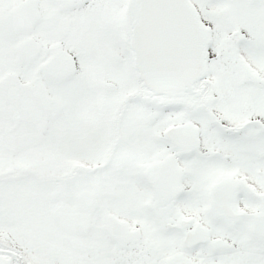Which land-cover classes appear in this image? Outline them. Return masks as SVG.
Returning <instances> with one entry per match:
<instances>
[{"label": "snow or ice", "instance_id": "snow-or-ice-1", "mask_svg": "<svg viewBox=\"0 0 264 264\" xmlns=\"http://www.w3.org/2000/svg\"><path fill=\"white\" fill-rule=\"evenodd\" d=\"M0 264H264V0H0Z\"/></svg>", "mask_w": 264, "mask_h": 264}]
</instances>
